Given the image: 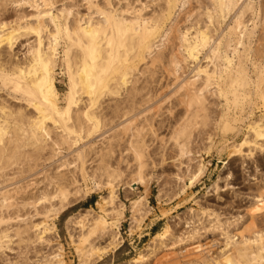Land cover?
Returning <instances> with one entry per match:
<instances>
[{
  "label": "rangeland",
  "instance_id": "obj_1",
  "mask_svg": "<svg viewBox=\"0 0 264 264\" xmlns=\"http://www.w3.org/2000/svg\"><path fill=\"white\" fill-rule=\"evenodd\" d=\"M6 1L9 2L10 0L0 1V15L2 17L5 16L4 18L0 19V24L2 22L4 23V21L7 20V22L9 21L10 23L7 24L5 22V24L11 26L15 24H21L22 27H24L27 25V23L30 24L31 21L34 24L31 23L30 25H36L37 20L35 19L37 18L35 17V12H37V10L35 8H31V5L29 4L25 6H18L16 2H13V0H11L13 3L10 1L7 4ZM71 1L51 0V3L53 2L55 4H53L54 8L52 9L53 11L51 13L54 16H58L59 20L63 21L62 19H64L63 16H65V12L63 14L62 10L67 7L69 9L70 7H74L73 9L71 8L74 12L72 11L71 15L69 16L72 21L70 19L69 21L74 22L81 19V21L83 22L88 17L87 15V17L85 18V15L89 13L85 1ZM96 1L99 4L105 2L104 0ZM111 1L112 4H114L112 6L118 9V11L126 9V7L129 5L131 7L142 8V14L144 15V17H154L163 14V0ZM123 1H125V3ZM149 1H151V3ZM189 1L190 0H187L189 7L187 6V4L186 6L188 8H185L186 6L184 7L186 12H184V8L181 9L180 7H177L172 17L168 21L163 23V28H170V26L168 25H172L174 26V28H176L174 29L172 27L174 31L172 30L173 32L171 31V35H169V42L166 43L167 45H165V48H163L164 50L161 49L162 58L160 63L162 66L159 64L160 59L154 65H150V63H148L150 69L147 65H144V63L141 62L142 64L140 63V66H138V71H136L137 73L135 72L134 80L137 79L136 86L138 88L140 87L142 92L144 91L143 93L146 94H143L141 92V94L135 97L134 101H138L139 99L143 100H139V102H136L137 105L134 101L133 105H131V103L125 104L124 102H129L123 101L124 99L126 100V97L123 98L124 96H126V91L125 93L122 91L123 95L119 96V98H116L118 99V104H121L123 102L120 105V108L125 105L131 106V116L128 115L125 117H121V111L113 112L112 105H114L116 102L112 99H115V97L109 98L106 96V100L103 99L104 106L108 105L111 106V108L105 110L106 117L103 118L102 122H99L97 124V127L96 125L94 126L91 136L85 138L79 137L78 144L73 146V148L70 150H68L66 146H62L61 153L57 154L54 158H50V148H46L44 151H40L39 154L41 156L33 153L31 148H29L27 152L32 153L33 156L27 157V155L25 158H20L16 163H13V165L8 166L7 169L4 170L3 174H9L8 176H4V179L0 177V180L2 179L0 182L6 180L9 176H14L16 178L15 180L13 179L12 181H8L9 183L5 181L0 187L9 185L8 188L10 189L13 188V185L15 187L18 184V186H22L24 184V186L22 187H25V192H22L20 196L18 195L19 200H21V197H27L28 194L35 195L37 197L42 191H53L55 187L53 185L49 186V182L51 181L50 177L57 175V173L66 174L69 180L75 181L74 184L70 186V188L74 189L77 186L80 187L85 193V197L77 199L74 203H72L73 205L68 210H66V212L60 214L57 218L48 219V224H55V229L54 231H49L44 235L46 239L45 241H36L34 243L27 242L26 240L28 236L33 235L30 231L29 234L26 233L22 236V238L24 239L23 242L20 241V238L14 237L13 242L9 245L10 249L6 247L0 248V264H36L37 262L50 264L46 260L52 257L50 253L58 252L59 247H62V258L64 259L65 264H80L81 258L76 251L79 243L78 235L80 233V229L73 223L69 222V220L70 218H74L78 214L84 213L88 209H92L94 215H104V213L101 212L99 206L97 205L98 202H103L102 198L107 197L109 193V189L105 184V182H107V178L103 174L102 169H99V158L101 154H104L105 161H107V164L110 167L109 170H115L119 173V175L115 177L114 186L117 189L118 202L124 204L125 210L124 217L122 219H117L116 217H107L109 221L113 220L117 224L118 229H120L121 237L123 239L121 248H119L116 252H110L107 256L104 257L102 261L95 264H136V259L141 252L147 256V264H196L197 262V264H200L199 262L202 261V257H204V259H218L220 257L221 252H223V249L225 248V238L222 234L225 232V230L238 233L245 226L250 224L254 226L253 230L255 231L251 229V232H244L245 235L249 236L254 232L264 230V150H254V155L252 157L248 154V148L246 147L243 148V151L241 153H238V155L232 156L234 144L242 142L245 137L249 136V138H251L248 125L251 123V121L253 122L257 120L258 117L264 113V100L260 95V86L264 85V72L263 75L261 74L262 78L259 79L260 71H264V0H251L254 4V13L247 12L243 18L248 28V33L244 37H240L239 31L236 30V32L233 29V23L235 21L236 14L238 13L237 8L222 10L214 0ZM195 1H198V5ZM11 3L13 6L11 5ZM136 4H138V6H136ZM148 4H150L151 6H149ZM194 4L197 6H194ZM154 5L155 8L152 7ZM62 6L65 8H63ZM198 6H200L199 10ZM6 7L7 9H2ZM178 8L180 9L178 10ZM195 8L196 10H194ZM178 11L180 12L179 14L177 13ZM2 12L4 13V15ZM20 12L24 15H27H22L23 18L21 19V14L16 16L17 13L19 14ZM10 14L12 17H10ZM79 14L81 15L80 17H78ZM93 14L94 13H92V17L95 15ZM175 14L178 15L175 16ZM211 14H213L212 16L215 17V21L212 24L209 23L208 19V16ZM260 14L261 18L259 19ZM31 15H33V17ZM96 15L98 18H96L95 16V21L101 17L98 14ZM186 15L187 17L185 18ZM194 15L196 16V18ZM24 17H26V22L23 23V21L21 20H24ZM74 17H78L79 19H76ZM14 18L15 20H17L13 21L12 19ZM48 18L49 17H45L44 20H46L47 23L49 22V24L51 25L49 21L50 19ZM196 19H198V21ZM172 20H174L176 26ZM260 23L263 25H261ZM205 25L210 26V29L212 28L211 30L213 31V33L215 32L213 34L214 37L212 38L211 45H213L214 43H219L220 52H223L225 50L224 45L227 41L231 42V48H235V53L229 52L230 58L233 59L234 71L232 70L231 73H220V68H217L218 73L215 74L213 79L214 87H210L209 91H211V93L209 91L208 93H205V98L207 97L206 106H208L207 113L209 116L208 122L205 125L206 128L204 126H198V131L197 129L193 130V136H191L193 140L191 139V142H189V147L192 146L193 149L192 154L190 155V157L180 158L178 156V149H176L177 147L175 146L174 139H172L173 131L177 126V120L179 119V117L185 116L186 111L185 104L181 102L182 99L185 98L186 89H179V91H177L179 85L181 84V82H183L184 78L187 79L193 75L192 71L194 70L193 68H195V66H210L208 69L214 70V65L218 63L222 64L223 59L220 58L214 60L215 64L213 62L209 63V59L205 58L209 51H207L209 47H206L207 49L205 48L200 53L196 64L193 60L182 62L183 73L180 71L181 75H178L177 81H174V79L176 80V78H173L174 75L172 76V67L169 65V58H171L170 55H177L178 52L181 51H179V49L178 52L176 51V47L178 46L179 48L180 43L177 38L179 33H174L175 31L181 33L188 32L189 34L191 33L189 35V37L191 38L198 28L202 27L200 29H204ZM174 34H176V36ZM18 38L16 39L17 41H15V45H13L11 50L8 46L5 45L0 48L2 52L0 53V61L3 64L5 62V66L10 65L11 62L26 63L29 57V49L36 44L37 40V36L35 33L30 30L25 31L23 29L19 31ZM46 40L47 39H45V42H47ZM214 40L215 42H213ZM65 45L66 42L64 40H61L59 46L60 49L58 48V56L56 59V70L54 69L55 85L59 93V105L61 109L66 106L65 96L68 93L67 91H69V77L66 65L64 63L63 55ZM8 48L10 53L8 51ZM248 50H250V53L248 52ZM255 52L256 54H254ZM164 53L166 54V56ZM178 56L179 58H181L180 55H177V57ZM148 59H150V57H148ZM147 62L150 61L147 60ZM238 65H240L246 71V75L249 81L248 85L244 87H238V93L242 94L243 96L241 95V98L235 103L234 96L232 94L234 90V88H232V83L236 75L235 68H237ZM143 66H147L145 67L146 70ZM160 67L162 69H160ZM139 70L141 71L140 73L142 74V76L139 73ZM152 71H154L153 74L157 71V74L153 75L154 77L151 74ZM168 72L170 73V75ZM139 76L141 78H143L144 76L145 78H147L148 76V78L150 77L151 79L149 78L147 80L144 78H140L139 81ZM151 80L155 81L153 82ZM143 81L145 82V84ZM147 81H150V85ZM199 81L198 84L200 85L202 80ZM138 82H140L141 86L143 87H141ZM143 84L146 85V87ZM147 86L149 87L148 89ZM174 87H176L177 89ZM150 88L151 92L150 94H148L149 92L147 93V91ZM172 90L173 92L175 91L174 95ZM159 92H161L162 94H159ZM181 92L183 96L182 94H180ZM141 95H143L144 97L147 96V98L145 99L148 101L150 98L152 99L153 96L157 97H153V102H151V100L149 101L151 105L148 103L144 104L146 106L148 105L147 107L151 111L149 109L148 112L143 111L146 110V106H144L143 108L140 107L143 104L142 101L145 100L143 96L141 98ZM160 99H162L160 102L163 104H160ZM164 100L166 101L164 102ZM140 101L142 102V104H140ZM0 102H3L2 104L6 106L7 110H16L19 108L23 109L24 107L23 110L26 113L30 114L34 112V109L28 106L19 94H16L7 88H2L1 85ZM154 102H159L158 104L160 105L158 106V104H154ZM262 103L263 105H261ZM18 104L21 105L18 106ZM181 104L183 106H181ZM155 105L156 107H154ZM25 107H29L30 109L27 108V110H25ZM150 107H152V109ZM182 109H184V112L182 111L184 115H180L182 114L180 111ZM141 110L143 115H145L144 112L148 114V118L140 113ZM170 110H172L173 113ZM136 111H138L137 114ZM169 113L173 115H170ZM174 115H176L175 117H177L178 119L175 118ZM131 117H134L135 119V121L133 120V125H137L136 127L140 128V130H144L145 128V130L142 131L143 133L141 134L140 138L143 139L145 149V156L143 158L145 167L142 169L144 172L143 177L145 178V181L143 182L133 180L136 179L135 174L138 171L136 165L137 163L133 159L131 153H128L126 150H124L128 145L127 143L129 140V132L128 134L123 135V132L120 131L122 125L121 123H124L128 118ZM145 120L146 122L142 123ZM168 121H171L172 125L171 122L168 123ZM209 121L211 123V127ZM160 123L163 124L161 125ZM166 123L168 124L167 126ZM141 124H143L144 126L141 127ZM158 124L162 128H159L160 126ZM173 125L174 127H172ZM169 126L170 129H168ZM117 129L120 132L119 134L117 133ZM148 129L149 131H147ZM58 132L61 131L55 130L53 136L55 137ZM160 137H162V140ZM160 140L162 141V143ZM209 140L212 142V146L209 152H207V147H209V144L207 143H210ZM78 148H80L81 151L84 150L85 155L87 154L84 159V164L80 161L75 160L76 155H74V153L76 154L75 150H77ZM193 157L194 160H189V158ZM198 159H201L207 165V170L197 183H195L191 188H187L185 192H182L180 187L182 185V182L176 179V176H184L183 178L185 179V182L189 185V179L187 176L188 169L194 170V167H196L197 165L196 162L198 161ZM187 160L190 161L189 164H187ZM62 163L65 165L63 167H59V165ZM30 167L32 170L28 171L27 169H29ZM20 169L23 170L22 174L19 173ZM55 172L56 174H54ZM95 180L101 181V183L104 184L102 185L101 190L95 191L96 189L92 187V181ZM17 181L18 183H16ZM11 183L13 185H11ZM26 189H28L27 192ZM38 192L40 193L38 194ZM141 197L144 199L145 203L147 204L146 206L148 207H146V213L144 211L139 212L137 210H133L132 208V202ZM71 198L72 200L76 199V197L74 196H72ZM46 204L48 205V203ZM117 205L118 203H116L115 206ZM40 206L41 205H39V207ZM32 208L33 207H28L27 209L25 208L23 210L21 209V211H19L17 214L21 216L20 218H27L26 216H28V218L31 217L30 220L27 221H31L32 219L31 222L34 223H38L44 220L43 215H36L35 210ZM25 210L27 213L25 212ZM15 211L12 212V220L1 224L0 229L6 228V226L9 229L12 227L15 228L17 224H20L17 218H15L17 216V214L14 213ZM133 215L137 218V221H134L132 219ZM91 223L92 221L90 218L88 225H90ZM167 226L170 227V232L168 233L169 235L167 234L166 236L168 237L164 238V244L160 245V239L155 240L154 236L157 233L162 232ZM193 232H196V234L193 238H190ZM89 239V241L92 243H96L97 245H104L107 240V235L96 233L93 234ZM87 244L88 242H85L84 246ZM198 244L201 246V248H199L200 251H196L195 249ZM164 245H167V247H164ZM96 257L97 256H94L93 258Z\"/></svg>",
  "mask_w": 264,
  "mask_h": 264
},
{
  "label": "bare ground",
  "instance_id": "obj_2",
  "mask_svg": "<svg viewBox=\"0 0 264 264\" xmlns=\"http://www.w3.org/2000/svg\"><path fill=\"white\" fill-rule=\"evenodd\" d=\"M84 1L88 7L89 13L86 15L84 14L85 18L87 17V15L88 17L83 22L81 21V19L78 21H74V22L69 21L70 19L69 16L71 15L73 11L72 9L74 7L73 8L70 7L69 9L68 7L65 8L62 6L63 8H65L64 10H62L63 14L65 12V16H63L64 19L61 18L63 20L61 21L59 20L58 16H54L51 13L53 11L52 9L54 8L53 7L54 3L53 2L51 3V0H19V1L13 0V2H16L18 6L19 5L25 6L29 4L31 5V8H35L37 10V12H35L36 15L34 13L35 17L37 18L35 19L37 20L36 25L35 26L30 25L31 23L34 24L31 20H30L31 21L30 24L27 23V25L24 27H22L21 24H15L12 26L7 25L8 23H10L9 21L7 22V20L4 21V23L2 22L0 24V48H2L5 45V46H8L11 50L13 45H15L14 44L15 41H17L16 39L19 36V31L22 29L25 31L30 30L33 33H35L37 36V40L35 39L36 44L34 43L35 45L30 47L29 49L30 52L28 51L29 57L26 63L20 62L21 63L20 64V63L11 62L10 65L5 66L4 65L5 62L3 64L0 61V85L2 86V88L3 87L7 88L16 94H19L24 99V101L27 103V105L34 109V112L32 111L33 113H30V114L26 113L23 110L24 107L23 109L19 108L16 110H7L6 106L2 104L3 102L2 103L0 102V177H2L3 179H4V176H8L9 174V173L6 175L3 174L4 170L7 169L8 166L13 165V163H16L20 158H25L27 155H28L27 157L33 156L32 153L27 152L29 148H31L32 152L37 154L38 156H41L39 154L40 151H44L46 148L47 149L50 148L51 150L50 158H54L57 154L61 153L62 146H66V148L70 150L73 148V146L78 144L79 137L85 138V137L91 136L94 126L96 125L97 127V124L99 122H102L103 118L106 117L105 110L108 108H111V106H108V105L104 106V100H106V96L109 98L115 97V99L114 98L112 99L116 102L114 105H112L113 112L121 111L122 113V116L120 115L121 117L130 115L131 106L125 105L126 107L123 106L122 108H120L121 107L120 105L123 102L121 104H118V99L116 98L117 97L119 98V96L123 95L122 91L124 93L126 91L127 92L126 96L123 97V98L126 97V100L124 99L123 101H129V102H124L125 104L131 103V105H133L134 102L136 103V102H139V100H143V99L138 100L136 98L138 101H134L135 97L141 94L142 92L141 88L140 87L138 88L136 86L137 79L134 80L135 72L138 71L137 69H138V66H140L141 62L144 63V65L148 66V63H150V65H154L160 59L159 64L161 65L160 63L161 58H162L161 49L164 50L163 48H165V45H167L166 43L169 42L168 40L169 35H171L170 33L173 30L172 27L174 28V26L172 25H168L170 26V28L169 27L163 28L164 27L163 23H165L172 17L177 7H180L181 9H183L186 6V4L188 6L187 0H163V3H164L163 9H162L163 14L158 15V16L153 15L154 17H149V16L144 17V15L142 14V11H143L142 8L131 7L128 5L126 9L118 11V9L112 6L114 4H112L111 0H104L105 2H103L102 4L97 3L96 0L95 1L94 0H84ZM151 1L149 2L151 3ZM214 1L217 2L218 6L222 10H230L232 8L238 9V13L236 14L235 21L233 23L234 24L233 29L235 31L236 30L239 31L240 37L242 36L244 37L248 33V28L243 18L247 12L254 11L253 2L251 0H214ZM9 2L6 1L7 4ZM123 2L125 3V1ZM195 2H197V5H198V1H195ZM148 5L151 6L150 4ZM197 5L194 4V6H197ZM136 6H138V4H136ZM187 6L185 8L189 7ZM152 7L155 8V5ZM180 8H178V10ZM199 8L200 6H198V10ZM2 9L3 10L7 9V7L2 8ZM194 10H196V8ZM184 12H186V10ZM92 13L95 14V15L93 14L94 15L93 17H92ZM177 13L179 14L180 12L178 11ZM20 14H21V19L23 18L22 15L23 16L27 15V14L24 15L20 12L19 14L17 13L16 16ZM96 14H98L101 17L95 21L94 17L96 16V18H98ZM178 14H175V16ZM212 15L213 14L208 16L210 24L214 23L215 21V17ZM31 16L33 17V15ZM80 16L81 15L79 14L78 17ZM0 17H1L0 19H2L5 16L2 17L0 15ZM10 17H12L11 14H10ZM45 17L46 18L49 17L48 19H50L49 21L51 25L49 24V22L47 23V21L44 20ZM186 17L187 15L185 16V18ZM260 18H261V14H260L259 19ZM25 19L26 17H24V20ZM12 20L16 21L17 19L15 20L14 18ZM24 20H21V21H23L24 23L26 22V20L25 21ZM196 20L198 21V19ZM172 21L174 22V20ZM5 22L7 24H5ZM168 24H171V23H168ZM174 24L176 26L175 22ZM200 28H198L195 31V34L191 38L189 37L191 33L190 34L188 32L181 33L177 31L174 32L177 34L179 33L177 38L179 40L180 45H179V48L178 46L176 47L177 48L176 51L178 52V49L179 51L181 50L177 54V55H180L181 58H179V56L177 57L176 54H172L170 52L172 55H170L171 58H169V61H170L169 65L172 67V71H171L172 76L173 75L175 76V77L173 76V78H176V80L174 79V81H177L178 75L179 76L181 75L180 71L182 72V62L193 60L195 61V64H196V61L198 60L200 53L206 47H209V49L206 48L207 51L208 50L209 51L205 58L209 59L208 61L209 63H212V62L214 63V60H217L220 58L223 59V63L222 64L221 63L219 64L218 62H217L218 64L214 63L215 64L214 70L208 69L210 67L209 65H208L209 67L207 66L202 67L201 65L197 64L198 66H195V68H193L194 69L192 71L193 75L187 79L184 78L183 82H181V84L179 85V88L177 91H179V89L181 90L186 89L185 98L182 99L181 101L183 104H185L186 111H185V116H182V117L178 116L179 119L175 117L176 115H174V117L177 118L178 120L176 119L177 126L175 127L173 131L172 139H174L175 146L177 147L176 149H178L177 150L178 156L180 158L190 157V155L192 154L193 149H192V146H190L192 150L190 149L189 142H191L190 140L192 139L191 136H193L192 134L193 130L199 128L198 126H201V127L204 126L206 128L205 125L208 122L209 116L207 113L208 106H206L207 97L205 98V93L206 92L208 93V91L210 90V87L212 88L214 84L213 79H214L215 74L218 73L217 68H220V71H219L220 73L221 72L231 73V71L234 68L233 59L230 58L229 52L235 53L236 50L235 48H231V44H230L231 42L227 41L226 44L224 45L225 50L223 52H220L219 43H214L213 45H211L212 38L214 37L213 34L215 33V32L213 33V31L211 30L212 28L210 29V26L208 25H205L204 29H200ZM174 35L176 36V34ZM45 39H47L46 40L47 42H45ZM61 40H64L66 42L63 55H64V63L66 65L68 77H69V91H67L68 93L66 94V96L64 94L65 100H66V106L62 109L60 108V105H59V93L55 85V76H54V69L56 67V59L58 56V48L60 46ZM215 40H216V37H215ZM215 40L213 42H215ZM9 48H8V51H9ZM248 52L250 53V50H248ZM0 53H2L1 50H0ZM254 54H256V52ZM148 57H150V59H148ZM147 60H149L150 62H147ZM13 61H14V57H13ZM163 63H164V60H163ZM149 67L150 66H148V68ZM160 69L162 68L160 67ZM140 70H139V73L141 72ZM235 70H236V75L232 83V88H234L232 94L234 96V102L236 103L237 100H239L242 95L238 93V87H244L248 85L249 80L246 75V71L240 65H238L237 68H235ZM154 71H152L151 73L152 76L154 74H157V71L156 73L153 74ZM263 72H264L263 70L260 71L259 79L262 78L261 74L263 75ZM145 76L143 77L144 79L148 80L150 78V77L148 78V76L147 78H145ZM140 78L141 77L139 76V81H140ZM199 80H202L200 85L198 84L200 82ZM147 82L150 85L149 83L150 81H147ZM138 83L140 84V82ZM144 86L146 87V85ZM148 88L149 87L147 86V89ZM150 90L151 88L147 91V93L149 92L148 94H150L151 92ZM174 92H173V95H174ZM209 92L211 93V91ZM160 93L161 92H159V94ZM143 94H146V93H143ZM180 94H182V92ZM260 95H261V98L264 100V85L260 86ZM142 96L143 95H141V98ZM153 97L152 99L150 98L149 101L151 100V102H153L152 101ZM145 98H147V96L144 97V99ZM145 100L142 101L143 104L140 101L141 102L140 104H142L141 106L139 104L140 107L143 108L144 106H146L144 104H147V103L151 105V103H149L148 100L146 101ZM161 100L162 99H160L159 102ZM165 101L166 100H164V102ZM158 103L154 102V104H158ZM160 104H163V103L160 102ZM160 104H158V106ZM19 105L21 104H18V106ZM261 105H263V103ZM147 106H146V110H143V111L148 112L149 108ZM181 106L183 105L181 104ZM154 107H156V105ZM27 108L25 110H27ZM150 108L152 109V107ZM160 110H161V107H160ZM180 111L182 113L180 115H184L183 114L184 109ZM146 112H144L145 115L142 114V110L140 113L143 116H146V118H148L147 116L148 114ZM137 113L138 111H136V114ZM169 114L173 115L171 113ZM133 120L135 121L134 117H131V118H128L124 123H121L122 125H121L120 131L123 132V135L128 134L129 132V137H128L129 140L127 143L128 145H127V148H125L124 150H126L128 153H131L133 159L137 163L136 165H137L138 171L135 174L136 179H133V180L138 181V182H143L145 181L144 180L145 178L143 177L144 172L142 170L145 167V164L143 162V158L145 156V149H144L143 139H140V138H141V134L143 133L142 131H144L145 128L144 130H140V128L136 127L137 125L136 126L133 125L134 124ZM165 121H164V124H165ZM145 122L146 120L143 121L142 123H145ZM170 122L168 121V123ZM141 125H142L141 127L144 126L143 124ZM167 125L168 124L166 123V126ZM171 125H172V122H171ZM172 127H174V125ZM210 127H211V123H210ZM159 128H162V127L160 126ZM248 128H249V133L251 134L250 136L251 138H249V136L245 137L242 142L238 144H234L233 146L234 150L232 151L233 152L232 156L238 155V153H241L243 151V148H246V147L248 148L247 150L248 154L251 155L252 157L254 155V150H257V149L264 150V113L261 114L257 120L253 122L251 121V123L248 125ZM168 129H170V126ZM55 130H58L61 132H58L56 136L54 137L53 134ZM198 130L199 129H197V131ZM147 131H149V129ZM203 131H204V128H203ZM117 133L118 134L120 133L119 130L117 131ZM160 138L162 140V137ZM209 142L210 143H207L209 144V147H207L208 148L207 152H209L212 146V142L210 140ZM75 152H76V154L74 153V155H76L75 160L80 161L84 164V159L87 155V154L85 155V151L84 150L81 151L80 148H78L77 150H75ZM201 159L200 160L198 159V161L196 162L197 165L196 167H194V170L188 169L187 176L189 179V182H188L189 185L185 182V179L183 178L184 176L183 177L182 175L176 176V179L182 182V185L180 186L182 192H185L187 188L189 187L191 188L195 183H197L200 180V178L204 175L205 171L207 170L206 169L207 165ZM189 160H194V157L189 158ZM189 160H187L188 161L187 164H189L190 162ZM64 165L65 164L62 163L59 165V167H63ZM190 165H189V168H190ZM99 167H100L99 169H102L103 174L107 178V182H105V184H106V187L109 189L108 196L105 198H102L103 202L97 203L101 212H103L104 215H94L93 210L88 209L84 213L78 214L77 216H75L74 218H70L69 220V222L73 223L75 226H77L80 229V233L78 235L79 243L76 248V251L81 258L80 264H95L97 262H100L110 252L112 253L116 252L119 248H121L122 243H123L120 229H118L117 224L113 220L109 221V219L107 218V217L109 218L116 217L117 219H122L124 217L125 206L123 203L118 202L117 189L114 186L115 177H117L119 173L115 170H109L110 167L108 166L107 161H105L104 154L100 155ZM27 170L31 171L32 169L30 167ZM19 173L22 174L23 170L20 169ZM54 174H56V172ZM15 178L16 177L14 176L13 177L9 176L7 177V179L5 178L6 180H4L3 182H0V186L3 185L5 181L6 182L12 181L13 179L15 180ZM50 179L51 181L49 182V186L53 185L55 187L53 191L49 192L45 190V191H42L41 193L38 192V194L39 193L40 194L37 197L35 195L28 194L27 197H21V200H19L18 195L20 196L22 192H25V187H22L24 186V184L22 186H18L19 185L18 184L17 186L14 187V185L11 183V185H13V188H10V189L8 188L9 185L0 187V225L8 222L9 220H12L13 211L16 210L14 213L17 214L19 211H21V209L22 210L25 208L27 209L28 207L30 208L33 207L32 209L35 210L36 215H43L44 217V220L38 223H34V222H31L32 219L31 221H27V220H30L31 218L30 216H29L30 218H28V216H26L27 218H20L21 216L17 214L15 218H17L20 224H17L15 228L12 227L13 229L12 228L9 229L7 226L6 228L0 229V248H3V247L9 248V245L13 242L14 237L20 238V241L23 242L24 239L22 238V236L26 233L29 234L30 231L33 235L28 236L26 240L27 242L34 243L36 241H39V242L45 241L46 239L44 235L49 231H54L55 229V224L52 223V225H49L48 219L57 218L60 214L66 212V210H68L73 205L72 203H74L77 199L85 197V193L82 191L80 187L77 186L74 189L70 188V186L73 185L75 181L69 180L66 174L57 173V175L51 176ZM28 180H31V179H28ZM16 183H18V181ZM92 183H93L92 187L96 189L95 191L101 190L102 185H104L101 183V181H98V180L92 181ZM27 190L28 189H26V192ZM72 196L76 197V199L72 200L71 198ZM46 203H48V205ZM116 203H118L117 206H115ZM39 205L41 206L39 207ZM146 205L147 204L145 203L142 197L132 202L133 210H137L139 212L144 211L146 213L147 212ZM90 218H91L92 223L88 225ZM132 219L134 221H137V218L134 215L132 216ZM17 220H16V223H17ZM253 227L254 226L252 224L247 225L238 233L225 230V232L222 233L225 238V242H224L225 248L223 249V252H221L220 257L218 259H214V258L204 259V257H202V261H200L199 263L200 264H264V230L254 232L253 234H250L249 236L245 235L246 232H251V229L253 230ZM169 232H170V227L167 226L162 232L157 233L154 236V238L155 240L160 239L159 244L163 245L164 238L168 237L166 235ZM96 233L107 235V240L104 245H101V244L97 245L96 243H92L89 241L90 240L89 238L93 234H96ZM195 234L196 232H193L190 238H193ZM85 242H88V244L84 246ZM164 247H167V245H164ZM199 248H201V246L198 244L197 247H195L196 251H200ZM50 254L52 255V257L46 260L50 264H65L64 259L62 258V255H63L62 247H59L58 252L50 253ZM94 256H97V257L93 258ZM36 264H43V263L37 262ZM136 264H147V256L141 252L138 258L136 259Z\"/></svg>",
  "mask_w": 264,
  "mask_h": 264
}]
</instances>
